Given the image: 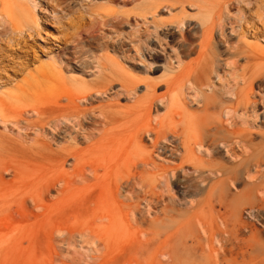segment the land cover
<instances>
[{"label":"rangeland","instance_id":"rangeland-1","mask_svg":"<svg viewBox=\"0 0 264 264\" xmlns=\"http://www.w3.org/2000/svg\"><path fill=\"white\" fill-rule=\"evenodd\" d=\"M208 26L223 58L235 63L219 67L222 79L200 64L193 76L201 70L199 80L222 90L262 71L253 85L259 100L264 0H0V264H264L259 249L252 258L208 257L207 241L196 242L204 236L198 219L155 222L168 221L165 204L191 206L189 169L168 185L127 167L137 130L158 125L165 111L157 99L141 111L145 81L162 94L167 67H179L176 53L183 63L194 60ZM53 107L73 115L51 121ZM144 136L152 141L151 132ZM157 159L178 161L170 152ZM202 204L193 218L209 214ZM244 218L257 221L248 209Z\"/></svg>","mask_w":264,"mask_h":264},{"label":"bare ground","instance_id":"bare-ground-1","mask_svg":"<svg viewBox=\"0 0 264 264\" xmlns=\"http://www.w3.org/2000/svg\"><path fill=\"white\" fill-rule=\"evenodd\" d=\"M182 23L179 22L178 26ZM212 28L208 26L202 30L194 60L183 63L179 52L176 53L179 67H167L165 90L162 94H156V82L149 79L145 81L146 93L144 99L139 98L138 102L148 99V105L141 111L149 113L155 99L162 102L165 111L158 125L150 123L140 131L137 130L132 148L136 157L132 162V156L129 155L131 158L128 160L132 163H128L127 167L139 176L147 173L155 180H158V176L164 177L167 184H176L182 171L188 173L189 169L195 175L194 182L186 190L188 197L192 198L189 201L191 206L183 210L165 204L162 210L168 221L157 217L155 222H169V226L182 219H188L189 225L199 222L204 236L198 234L199 240L196 242L201 244L202 239L207 241L208 248H202L208 257L222 260L241 255L252 258L254 249L256 252L258 249L264 250V227L258 225V222L264 225V96L260 95L259 100H256L253 86H258L263 72H251L243 80L241 87L223 84L222 90L214 88L217 85L214 80L204 81L202 77L203 82L199 80L200 76H197L202 75L200 71L207 67L209 71L206 70L205 73L216 72L218 78L222 79L219 67L235 63V58L232 59L231 56L223 58V54L213 44ZM181 34L190 38L184 32ZM223 36L221 32V38ZM244 52L243 54H249ZM238 53L241 54L236 51L232 55L237 56ZM203 62L205 64L201 65ZM199 64L201 68L207 66L198 70L197 76H193L194 69ZM208 77L211 78V75ZM203 84L212 87L210 93L203 90ZM194 100H197V107L190 104ZM51 110L56 112V117L51 121L55 119L59 123L61 118L70 117L71 112L66 113L62 108L53 107ZM73 113L78 115L81 111ZM148 132L153 135L150 143L144 141V133ZM166 152H170L172 158H177L176 164L164 165L158 161L157 156ZM92 169L97 170L95 167ZM205 201L209 204V214L204 217L195 214L193 218L196 206L203 205ZM215 202L221 207L213 217L211 212L215 210ZM221 208L224 210L221 211ZM247 209L256 222L245 220ZM244 228L248 229L247 235L243 234ZM216 241L218 247L214 245ZM167 251L163 254L171 253Z\"/></svg>","mask_w":264,"mask_h":264}]
</instances>
